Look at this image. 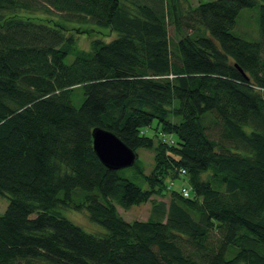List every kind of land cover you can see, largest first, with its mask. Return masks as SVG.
Here are the masks:
<instances>
[{
    "label": "trees",
    "instance_id": "obj_1",
    "mask_svg": "<svg viewBox=\"0 0 264 264\" xmlns=\"http://www.w3.org/2000/svg\"><path fill=\"white\" fill-rule=\"evenodd\" d=\"M66 25L117 37L81 50ZM94 128L134 165L105 168ZM0 194V264H264V0H0Z\"/></svg>",
    "mask_w": 264,
    "mask_h": 264
},
{
    "label": "rangeland",
    "instance_id": "obj_2",
    "mask_svg": "<svg viewBox=\"0 0 264 264\" xmlns=\"http://www.w3.org/2000/svg\"><path fill=\"white\" fill-rule=\"evenodd\" d=\"M202 2H207L210 0H200ZM178 6L182 11L187 10L189 7H194L197 5L199 0H177ZM258 8H245L241 10L239 17L237 19V29L235 31L236 35L242 36L246 40H254L258 37ZM47 19V18H46ZM56 21L51 23L56 25L58 22L57 18H54ZM88 32H87V31ZM65 31L73 34L77 37V45L81 50H88L91 44V41L94 39H100L104 42H109L117 37L115 32L110 31L109 29H101L94 25L89 27H81L78 25H66ZM168 35L171 40L177 39L174 35L173 29L168 27ZM257 35V36H256ZM74 55H69L66 59V63L69 64L73 61ZM82 100V96L77 95L73 99V105L78 106ZM138 158L144 164L146 172L148 173L153 165V153L151 151L139 150ZM158 200V199H157ZM9 204L8 196L0 194V216L4 213L5 209ZM150 203L143 204L140 206L132 207L129 210L125 211L117 207L119 215L127 222L132 221H145L147 220L150 213ZM62 215L71 221L73 224L82 228L85 232L93 234L95 236H102L105 234V230L99 225L91 222L88 218L86 211H72V210H62Z\"/></svg>",
    "mask_w": 264,
    "mask_h": 264
},
{
    "label": "water",
    "instance_id": "obj_3",
    "mask_svg": "<svg viewBox=\"0 0 264 264\" xmlns=\"http://www.w3.org/2000/svg\"><path fill=\"white\" fill-rule=\"evenodd\" d=\"M91 137L93 152L108 170L118 171L134 165L135 153L112 132L94 128Z\"/></svg>",
    "mask_w": 264,
    "mask_h": 264
},
{
    "label": "built area",
    "instance_id": "obj_4",
    "mask_svg": "<svg viewBox=\"0 0 264 264\" xmlns=\"http://www.w3.org/2000/svg\"><path fill=\"white\" fill-rule=\"evenodd\" d=\"M182 172H183V171H182ZM182 194H183L184 197H189V191L186 190V189H183V190H182Z\"/></svg>",
    "mask_w": 264,
    "mask_h": 264
}]
</instances>
